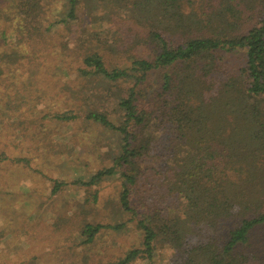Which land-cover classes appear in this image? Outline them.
I'll return each mask as SVG.
<instances>
[{
	"label": "trees",
	"instance_id": "trees-1",
	"mask_svg": "<svg viewBox=\"0 0 264 264\" xmlns=\"http://www.w3.org/2000/svg\"><path fill=\"white\" fill-rule=\"evenodd\" d=\"M2 1L1 39L16 42L0 51V117L33 100L16 91L24 73L45 70L65 78L66 109L50 121L119 138L109 164L79 182L117 179L127 219L75 221L66 210L59 220L76 236L65 230V261L91 264L101 233L132 223L138 241L96 264H152L164 245L169 264H264V0H60L52 11V0ZM97 10L104 21L86 20ZM103 24L116 28L110 37ZM239 52L241 63L225 64L222 53Z\"/></svg>",
	"mask_w": 264,
	"mask_h": 264
},
{
	"label": "rangeland",
	"instance_id": "rangeland-1",
	"mask_svg": "<svg viewBox=\"0 0 264 264\" xmlns=\"http://www.w3.org/2000/svg\"><path fill=\"white\" fill-rule=\"evenodd\" d=\"M50 3V11L61 5L60 0ZM104 19L99 10L86 17L91 23ZM2 28L0 24V51L16 42L10 34L1 39ZM101 28L107 37L116 30L106 24ZM222 55L230 66L244 60L242 52ZM24 74L26 87L16 91L33 100L22 105L19 112L0 117V154L9 158L0 161V231L8 229L3 237L6 242L0 239V264H71L62 255L72 246L65 230L70 239L76 236L72 227L66 228L59 220L66 210L75 221L86 218L90 223L109 224L127 219L116 211L120 186L117 179L106 180L93 188L83 187L79 182L109 164V153L119 138L81 121L76 124L50 121L47 117L50 113L66 109L61 104L62 92L58 90L65 78L59 73L52 76L45 70ZM8 96L14 95L8 93ZM21 124L32 132V139L30 135L24 139L19 133ZM23 159L28 162H20ZM54 181L65 185L51 195ZM82 210L87 214L80 216ZM127 228L121 235L103 231L89 246L93 254L90 263L96 264L97 259L105 263L114 260L135 244L138 233L132 223ZM258 240L263 241L264 235H259ZM81 250L77 248L78 253ZM168 254L169 247L164 245L156 250L152 264H169Z\"/></svg>",
	"mask_w": 264,
	"mask_h": 264
}]
</instances>
